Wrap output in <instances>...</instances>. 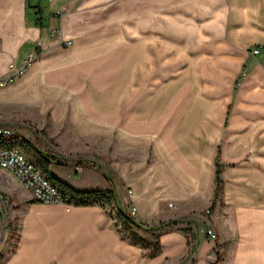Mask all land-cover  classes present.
Returning a JSON list of instances; mask_svg holds the SVG:
<instances>
[{"label": "crops", "instance_id": "1", "mask_svg": "<svg viewBox=\"0 0 264 264\" xmlns=\"http://www.w3.org/2000/svg\"><path fill=\"white\" fill-rule=\"evenodd\" d=\"M33 50L0 122L50 139L70 187L188 225L142 257L113 210L34 200L0 169L16 220L0 264H264V0H0V76ZM212 199L209 239L194 213Z\"/></svg>", "mask_w": 264, "mask_h": 264}, {"label": "built area", "instance_id": "2", "mask_svg": "<svg viewBox=\"0 0 264 264\" xmlns=\"http://www.w3.org/2000/svg\"><path fill=\"white\" fill-rule=\"evenodd\" d=\"M58 13V12H57ZM64 45L70 43L69 39L61 38ZM257 48H252L253 53ZM39 51L33 50L26 54L19 63H7V71L0 76V86L10 83L13 79L21 75L31 62L38 56ZM20 138L14 134L13 129L6 124H0V169H5L17 179V181L29 191L34 200L41 202H60L68 205L61 190L53 184L22 151ZM135 212L134 207L130 208V213ZM209 239L215 237V233L206 225L203 231Z\"/></svg>", "mask_w": 264, "mask_h": 264}, {"label": "trees", "instance_id": "3", "mask_svg": "<svg viewBox=\"0 0 264 264\" xmlns=\"http://www.w3.org/2000/svg\"><path fill=\"white\" fill-rule=\"evenodd\" d=\"M26 141V140H25ZM56 159L59 163L58 156L52 153H43L38 151L35 155L34 161L36 166L40 171L53 183L55 184L63 193L66 202L70 204H88V203H98L102 207L108 208L109 206H115L114 215L116 219L120 222L121 228L126 232L124 233L127 238L140 246L147 247V255L154 256L159 252V244L157 241L158 233H154L152 237L148 240L137 234L134 229L143 226L141 223L135 221L125 210L119 208L117 197L115 195L114 189L110 188H96L88 190H77L63 181L57 179L48 169L47 164L50 160ZM215 188L214 194L218 186V176L217 169L215 170ZM174 219H169L166 221H161L158 223V228H167L171 224H174ZM185 230V229H183Z\"/></svg>", "mask_w": 264, "mask_h": 264}, {"label": "rangeland", "instance_id": "4", "mask_svg": "<svg viewBox=\"0 0 264 264\" xmlns=\"http://www.w3.org/2000/svg\"><path fill=\"white\" fill-rule=\"evenodd\" d=\"M65 10H66L65 6L62 5L59 9H57L56 12L63 13ZM0 124H6V125L10 126V124H8V123L0 122ZM25 127H26V130H27L26 133L30 137V138H27L29 140V142L31 143L30 145L27 146L25 144L26 142L22 141V139L26 137L24 133H22V132L19 133L17 131L16 132L20 134L19 135L20 136V140L19 141H20L21 149L24 152V154L30 160L34 161L35 155L37 154V150L41 151V152L44 151V152L52 153V149H53L52 144L53 143H52V141H50V139L42 138V136L37 135L38 134L37 131L32 130V128L30 126H28V125L25 126ZM38 132H40L41 134L43 133L41 130H39ZM54 155H56V154H54ZM57 156H58V159H60L59 155H57ZM66 157H67L68 162H70V163L81 164V163H85L86 162V159L84 157L79 159L77 155H66L65 158ZM67 170H69L70 174L74 173L72 171L71 167L67 168ZM1 179L2 178L0 177V180ZM127 192L129 193V189L127 190ZM167 204L170 205L169 202ZM212 204H213V199L203 209H201L200 211H197L196 213H194L195 214L194 216L199 221L198 223L202 224L203 231H204V227H206V225H208V227L212 230V227H211V224H210V219H209V214H210V210H211ZM131 207H134V206L130 205L128 207V209H126L125 211L134 219L135 212L133 214L130 213V208ZM11 208H12V205L10 203V199L5 198V194L4 193H0V228L2 226H3L4 229L8 228V230H7L8 232H6L7 233L6 234V238H8L11 235L12 229L16 227V220L9 218V211L11 210ZM134 209H135V207H134ZM108 210H113L114 211L115 209H114V207H112V206L110 207L109 206ZM191 217H193V216H191ZM167 220H169V219H167ZM174 220L177 221L178 225H170L172 228H176L177 227V229H186L188 224H187V221L185 219H184V221H186V223L182 222L181 219H174ZM135 221H137V220H135ZM162 221H166V220H162ZM137 222L141 223L143 226H140L139 228L134 229L135 232L137 234L141 235L142 237H144L145 239H148V240L156 232V233H158V236H157V241H158L159 235L162 232H165L170 227V226H167V228L165 227L163 229L158 228L157 225L161 221H159L158 223H156L154 225H147L146 223H143L142 221L141 222L137 221ZM118 225L120 226V222H119ZM120 230H122L123 233H126L123 230V228H121V226H120ZM215 236H216V234H215ZM3 237H4V233L2 232L0 234V240H2ZM158 244H159V242H158ZM147 249H148L147 247L141 246V256L142 257H152L150 255H147ZM159 250H160V245H159Z\"/></svg>", "mask_w": 264, "mask_h": 264}, {"label": "water", "instance_id": "5", "mask_svg": "<svg viewBox=\"0 0 264 264\" xmlns=\"http://www.w3.org/2000/svg\"><path fill=\"white\" fill-rule=\"evenodd\" d=\"M2 231H3V226L1 227V233H2ZM1 233H0V234H1Z\"/></svg>", "mask_w": 264, "mask_h": 264}]
</instances>
